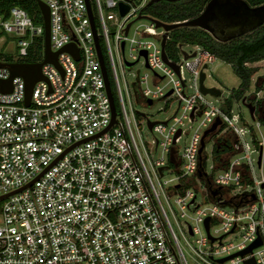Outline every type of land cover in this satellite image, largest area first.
<instances>
[{
    "label": "built area",
    "instance_id": "1",
    "mask_svg": "<svg viewBox=\"0 0 264 264\" xmlns=\"http://www.w3.org/2000/svg\"><path fill=\"white\" fill-rule=\"evenodd\" d=\"M40 1L49 11L50 50L74 44L78 59L59 51L57 64L43 62V78L33 84L28 104L21 77L11 79L7 92L0 86V264H189L188 257L195 264H245L249 258V264H264V178L254 176L255 163L261 170V158L257 162L263 140L239 110L225 106L229 93L223 98L200 91V73L218 58L202 46L185 50L178 44L177 60L167 56L165 62L160 46L164 30L155 32L151 20L144 30L136 25L129 37L141 9L151 0ZM87 1L103 49L115 108L113 123ZM119 4L128 7L123 15ZM2 17L1 31L14 34L17 42L15 53L0 62L24 63L35 56L34 39L43 41V25L35 24L19 6L10 7ZM148 35H155L159 45L139 38ZM127 43L132 59L123 57V62L143 57L152 71L154 87L147 74L136 71L137 96L148 106L162 97L176 101L167 119H146L155 134L152 151H160L153 165L134 134L113 57V48L124 53ZM182 51L194 55L185 58ZM43 54L42 44L41 58L35 62H41ZM8 77L9 70L0 66V82ZM196 119L188 143L176 152L184 120ZM216 119L220 123L203 136ZM256 126L259 129L260 123ZM177 130L180 134L173 140ZM228 132L234 141L226 146L222 137ZM208 139L209 165L203 159ZM216 144L221 150L217 160L212 155ZM170 166L178 172L171 188L178 192L180 216L190 217L184 231L179 230L181 240L169 217L175 220L167 201L169 189L153 180ZM197 177L203 181L198 191L192 187ZM247 181L252 182L249 188ZM238 232L239 241H223ZM257 238L261 244L249 253L217 261Z\"/></svg>",
    "mask_w": 264,
    "mask_h": 264
},
{
    "label": "rangeland",
    "instance_id": "2",
    "mask_svg": "<svg viewBox=\"0 0 264 264\" xmlns=\"http://www.w3.org/2000/svg\"><path fill=\"white\" fill-rule=\"evenodd\" d=\"M1 1V0H0ZM11 1V0H6ZM14 1V0H13ZM19 1V0H16ZM32 1L37 4L35 0H28ZM143 10V9H142ZM112 13H115L114 9H110ZM106 10L104 11V13ZM141 14L144 16H148L147 18H141L139 20H136L132 27L131 31L129 32V37L133 35V29L136 25H140L141 30H144L145 26H150L151 22L148 19L151 17L146 13V11H141ZM116 17V15H114ZM2 14H0V21L2 20ZM134 19V18H133ZM153 30L155 32L161 33L162 28L161 27H153ZM14 34L12 33H5L1 31L0 28V59L4 57H9L11 54L13 55L14 52V47L15 43L17 40L13 38ZM169 36V33H168ZM138 38V36H136ZM141 40H149L155 43L157 46L159 45L158 39L155 35H148L144 37H139ZM11 40V41H10ZM6 41H10L9 43ZM167 43V42H166ZM166 45V44H165ZM178 44H176L172 49L173 51V56H171L172 59L177 60L178 58ZM183 48L185 50H191L194 47L190 43L183 44ZM113 57L114 61L116 64V69L117 73L120 78V85L123 90V96H124V101L126 105V110L129 116L130 121L132 122V127L134 128V134L136 136H139L143 148L147 154L148 159H146L142 148L140 146L142 155L144 156V159L146 161L150 162L151 165L155 163V160L159 158L160 156V151L157 150L155 153L152 151V146L155 141V134L151 132V130L147 127L146 119L154 120V121H163L170 117L174 110H175V103L176 101L173 98H166L162 97L159 99L154 100L153 104L151 106L145 105L143 100L137 96V82H136V71H140V76H143L144 74H147L149 77V84L151 87H154V84L151 82V75L152 71L148 68L145 67L144 65V59L143 57H140L137 62H135L132 66H126L125 63L123 62V57L129 61L131 58L130 51H129V44L127 43L125 48H124V53H122L121 49H116L113 48ZM2 53H10L7 55H3ZM136 54V52H134ZM252 66L256 68L255 73L253 74L251 81L249 83L248 89L245 91L244 96L247 99V103H250L248 101L249 99H256L258 102V105H256V108L261 107L263 109L264 107V58L258 62L252 63ZM182 76L185 77L186 82L190 83L189 76L185 70H182ZM166 81H163L162 83L160 82V85L165 83ZM204 85L206 87H216L217 89L222 91V97L225 98L227 97V94L230 93L233 89H236L239 85V79L238 77L234 74L232 68L230 65H228L226 62L221 61L220 59H217L214 63L208 65V67L205 69V79H204ZM167 88H165L166 90ZM190 91V90H189ZM127 92V95H126ZM208 99L213 100L214 98L211 96H207ZM233 108L236 110H239L240 113H242L243 118L247 121V123L250 126H253L256 132V135L258 137V140H263V149H262V155H261V170L258 169L257 164L255 163L254 166V176L257 179L264 178V125L260 123L259 129L256 126V122L260 120V118L264 115V112L259 111H254L255 113V118L251 119L248 110L246 107L242 104L241 101L233 103ZM255 108V109H256ZM261 109V110H262ZM264 110V109H263ZM199 122V119H196L194 121H189V120H184L182 124V129H183V134L178 138L176 144L174 145L176 152L181 150L185 144L188 143L194 129L196 128L197 124ZM225 134L222 138L226 139V137L229 135ZM232 135V134H231ZM212 148V141L209 139L206 140V146L204 149L203 153V159L209 165L211 163V158H210V151ZM254 158H256V155H252ZM178 175V172L170 166L168 170H166L163 173V176H160L158 174V179H156L153 176V180L156 186L158 184L162 186L164 189H169L166 192L170 195L167 199L168 204L170 208H172L175 216V220L169 215L171 219V223L173 225L174 231L180 238V231H184V225L185 222L190 221V217H181L180 213L181 211L177 207L175 203V198H177L178 192H175L173 188H171L175 184V178ZM194 185L192 187L198 191L199 186L203 185V181L200 177L193 179ZM247 184V188L252 186L251 181L245 182ZM239 189H236L235 192H238ZM202 195V193H201ZM167 211L169 212L167 206L165 205ZM188 215L193 216L194 214L191 211H187ZM204 233V227L202 225L201 228V234ZM240 237V232L236 234H230L226 235L223 238V241L228 242L230 240H234L235 242L239 241ZM188 263L189 264H195L193 260H191L188 257Z\"/></svg>",
    "mask_w": 264,
    "mask_h": 264
},
{
    "label": "water",
    "instance_id": "3",
    "mask_svg": "<svg viewBox=\"0 0 264 264\" xmlns=\"http://www.w3.org/2000/svg\"><path fill=\"white\" fill-rule=\"evenodd\" d=\"M35 1L37 2V5L39 7V10L41 12V16L43 19V29H44V32H43V48H44L43 60L41 62H35V63L0 62V66L5 67L9 70V77L0 82L1 90L5 92L9 91L11 79L14 76L21 77L25 83V104H28L29 102L33 84L36 81L43 78V75L41 73V65L43 62H52L54 64H57V54L59 51L68 52L75 59H78V51L74 44H68L56 52H52L50 50L48 7L45 3H43L40 0H35ZM155 1L157 0H151L149 3H152ZM87 10H88V15L91 20V27L93 29L95 49H96L98 59L101 64V68H102V72H103L104 80H105V88H106V91H107V94L110 100V105H111V110H112L111 123H113L114 116H115L114 101H113V97H112L111 90H110V84H109V81L106 75L102 51L98 43L97 35L94 32L93 19L91 16V11H90L88 1H87ZM127 10H128V7L126 5L119 4V11L121 15L125 14ZM147 17L148 16H144L140 14L138 15L137 19L147 18ZM148 19L155 23V27H161L164 30L162 34V39L160 42L161 57L165 62H167V55L165 53L166 38L168 36V33L174 28H177L179 26L200 28L206 31L209 35H211L213 39L220 41V42H227L231 39L241 37L255 30L262 24H264V3L256 5V6H250L245 0H208L204 8L202 9V11L197 16L190 18L188 20L174 22V23H166V22H163L161 20H158L152 17H149ZM129 25L130 23L127 24L125 31L128 29ZM182 53L185 58H187L188 56L194 55V53L188 55L184 51H182ZM143 54H145V51H143ZM133 64H134L133 62L125 63V65L128 67ZM170 64L171 66H173L176 73H178V67L172 63ZM204 79H205V73L201 72L199 76L200 91L203 94L208 93L212 96H219L221 94V91L217 89L216 87H206L204 85ZM241 102L247 108L250 117L254 119V111H255L254 105L250 103H246L244 99ZM261 119L264 120V115L261 117ZM219 123H220V120L216 119V121L211 125V127L205 130L203 136H205L209 132H212L215 129L216 125ZM148 125H149L148 127L151 128L152 122H148ZM179 134H180V130H177V132L174 135L173 140ZM203 146H204V141L202 138L199 152L202 150ZM260 158L261 156H260V150H259V157H258V162H257L258 164H260ZM159 171H161V167H159ZM204 227L207 231L208 230V218L204 220ZM260 244H261V240L260 238H257L253 243H251L245 249L239 252L233 253L224 258H220L217 261L223 262L231 257H234L235 255H244L246 253H249L252 250V248L259 246ZM250 262H252V258L245 260L244 263L249 264Z\"/></svg>",
    "mask_w": 264,
    "mask_h": 264
},
{
    "label": "trees",
    "instance_id": "4",
    "mask_svg": "<svg viewBox=\"0 0 264 264\" xmlns=\"http://www.w3.org/2000/svg\"><path fill=\"white\" fill-rule=\"evenodd\" d=\"M208 0H157L146 4L141 11H146L152 18H156L166 23L180 22L197 16L204 8ZM250 6H256L264 3V0H245ZM19 6L23 8L33 19L35 24L43 25L41 12L36 3L28 0L19 1H0V14L6 16L9 8ZM199 45L212 52L218 59L231 66L234 74L239 79V85L233 89L225 99V106L231 107L233 103L247 101L244 96L249 87V83L256 68L252 63L258 62L264 58V24L255 30L227 42H220L211 37L206 31L196 27L179 26L169 32V39L165 45V53L171 58L172 49L176 44ZM43 41L40 37L34 39L33 48L35 56L27 57L25 62L33 63L41 58ZM103 51V49H102ZM250 104L256 106L259 101L249 99ZM116 103V101H115ZM264 125V120L260 119ZM226 146L234 141V137L229 134L224 139ZM219 145H215L212 155L215 160L220 155Z\"/></svg>",
    "mask_w": 264,
    "mask_h": 264
},
{
    "label": "flooded vegetation",
    "instance_id": "5",
    "mask_svg": "<svg viewBox=\"0 0 264 264\" xmlns=\"http://www.w3.org/2000/svg\"><path fill=\"white\" fill-rule=\"evenodd\" d=\"M261 109H262L261 107H259V108H256V112H257V111H259V113H260V112H264V110H263V109H264V107H263V109H262V110H261Z\"/></svg>",
    "mask_w": 264,
    "mask_h": 264
},
{
    "label": "clouds",
    "instance_id": "6",
    "mask_svg": "<svg viewBox=\"0 0 264 264\" xmlns=\"http://www.w3.org/2000/svg\"><path fill=\"white\" fill-rule=\"evenodd\" d=\"M221 91V90H220ZM222 92V91H221ZM255 101H256V99H255ZM246 102V101H245ZM247 103V102H246ZM255 108H256V106H254ZM247 109V108H246ZM255 111H256V109H255ZM254 118H255V113H254ZM252 119V118H251ZM261 119V118H260ZM257 122H259V121H257ZM260 123V122H259Z\"/></svg>",
    "mask_w": 264,
    "mask_h": 264
}]
</instances>
